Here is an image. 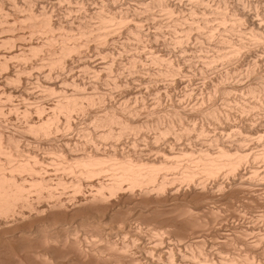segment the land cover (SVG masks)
Here are the masks:
<instances>
[{"label": "bare ground", "instance_id": "obj_1", "mask_svg": "<svg viewBox=\"0 0 264 264\" xmlns=\"http://www.w3.org/2000/svg\"><path fill=\"white\" fill-rule=\"evenodd\" d=\"M118 1L56 0L59 15L46 0H0V264H264V201L252 193L264 183V132L255 126L264 127V80L249 86L245 104L231 103L227 70L206 92L208 105L158 110L168 92L159 82L169 90L188 69L138 50L142 21L154 23L157 10L175 39H161L163 28L147 34L180 48L208 41L214 52L200 70L209 71L262 48L264 23L243 2L230 12L224 0H186L190 10L179 14L167 0H136L143 7L133 11ZM122 34L137 47L128 66L113 45ZM53 73L64 74L60 83ZM84 73L120 90V101L74 79ZM143 84L156 91L148 110ZM218 93L250 122L226 120ZM79 116L87 123L76 124ZM13 117L22 123L8 130Z\"/></svg>", "mask_w": 264, "mask_h": 264}, {"label": "rangeland", "instance_id": "obj_2", "mask_svg": "<svg viewBox=\"0 0 264 264\" xmlns=\"http://www.w3.org/2000/svg\"><path fill=\"white\" fill-rule=\"evenodd\" d=\"M56 0H49L48 2H47V0H46V4L47 5H49L51 8H53L54 9V12L56 13V14H59V15H61L62 13H63V10L61 9V8H59V7H57V6H54V2H55ZM125 1V2H124ZM150 1H152V0H147V2H150ZM168 2H170L173 6H174V8H175V11L177 12V13H179V14H188V12H189V10H190V4H188V2L186 1V0H184L182 3H180L178 0H167ZM174 1V2H173ZM204 1H206V2H208L210 5H212V6H216V4L217 5H219L221 2V0H204ZM225 2H226V4H227V7H228V9H229V11L230 12H233L234 10H236V9H238V6H240V5H242L241 3L243 2V4L244 5H246V9L248 10V11H250V13L255 17V18H257V20H262L261 22H263L264 23V0H224ZM228 1V2H227ZM237 1V2H236ZM123 2V3H122ZM136 2V3H135ZM176 2H178V3H176ZM234 2V3H233ZM241 2V3H240ZM253 2V3H252ZM257 2V3H256ZM98 3V2H97ZM97 3L95 2H91V3H89V2H86V7L87 8H93L92 6H96L97 5ZM125 3V4H124ZM219 3V4H218ZM74 5H75V2L73 3ZM99 4H100V2H99ZM98 4V6H96V7H99L100 5ZM181 4V5H180ZM236 4V5H235ZM137 5V6H136ZM179 5V6H178ZM90 6V7H89ZM95 6H94V8H95ZM140 6H142V3H140V2H137L136 0H119L118 1V3H117V9L119 8V10H121L122 8H124V9H126V8H128L130 11H133V9L135 10L136 8H141ZM190 6V7H189ZM249 6V7H248ZM143 7V6H142ZM255 9V10H254ZM258 12V13H257ZM76 13V12H75ZM160 11H157L156 10V16L157 15H159V17L158 18H156V17H154L155 18V20H156V22H155V20H154V23L152 22L153 21V18H148L147 20H144V21H142V24H144V28H145V32H146V34H147V32H148V34L150 33H152V34H154L155 33V31L157 30V29H160V28H163V29H160V30H163V35L160 37L161 39L162 38H170V40H173V39H175V38H173V37H175L176 36V34H174V33H177V32H174L173 30V32H171V29H169L170 27H169V24H166V25H164L165 23H163V21H159V18H160V20L162 19V20H164V14L163 13H160ZM177 13H175V14H177ZM163 16H162V15ZM174 14V15H175ZM258 14V15H257ZM258 17H257V16ZM260 15V16H259ZM155 16V15H154ZM151 20V21H150ZM147 22V23H146ZM156 23V24H155ZM161 23H162V25H161ZM159 24H160V26L161 27H158L159 26ZM148 25H149V27H148ZM156 25V26H155ZM158 25V26H157ZM248 25L249 24H247V23H245L244 25H243V28L246 30V31H249L250 29L248 28ZM169 27V28H168ZM148 28V29H147ZM164 28H166V30L164 29ZM247 28V29H246ZM170 31H169V30ZM153 30V31H152ZM168 30V31H167ZM166 31V32H165ZM171 32V33H170ZM145 34V38H144V46L143 45H141V47H139L138 48V50H142L143 52H145V53H149L148 55H150L151 54V50H153L152 52H155V53H159L160 55H162L163 57L164 56H166L167 58H169V59H171V60H173V63L176 65V66H178V67H180V68H183V69H186L187 70V72H185L184 74H180V75H178V77L177 78H182L183 79V81H184V83H181L180 85L179 84H174V87H171V89H166L167 87L165 86V82H164V85H163V83L161 82H159V86H160V88L163 90V91H165V90H167L168 92H167V94L164 96V98H163V102H164V104H163V102H162V107L161 106H158V107H156V108H158V110H161L162 108V110H172L173 108L174 109H178V110H180L181 112H183L184 111V113H192V109H193V105L194 104H196V102L198 103V102H201V101H203L204 100V103H205V105H208L209 103H210V99H208L209 97V95L208 94H210V92L209 91H211V89H210V87H211V85H213V84H215V83H219V81L221 80V76L222 75H224L225 74V72L228 70V72H230L229 74L231 75L230 76V78L228 79L229 81H228V84H229V86L231 85H234V86H230L231 87V90H233V92L231 91V96H229L228 98L229 99H234V101H233V99L231 100V103H240V104H245V102H246V99L247 98H249V96H247V94L249 95V93L247 92V90H248V88H249V86L250 85H255L256 83H258V81L260 80V79H263L264 80V60H262V58L264 59V44L262 45V46H260V47H262V48H256L255 49V51H254V47H258V46H254V47H251L253 50H249L248 52L250 53V54H252V56L249 54V53H247V51L245 52V53H243V55L244 54H246L247 56H243L242 57V55H241V58L240 59H238V61H236V62H238L237 64H235V63H232L231 64V66H230V64H224V65H222L221 66V64L222 63H218V67L219 68H215V69H210L209 71L207 70H204V71H202V70H200L201 69V65H202V63H204V62H207V60L208 59H206V58H208V56L207 55H211L213 52H214V50H213V46H211V44L207 41V42H205L206 40H204V42H202L201 44H199L200 42L198 41V40H196V38H191V40L189 39V42L188 43H186V45L184 46V47H181V48H186V49H184V50H182L181 48H180V46H178V44H177V47H176V45H175V43L173 44V43H164L163 41H160V42H158L157 44H156V42L154 41V39H153V37L150 35H146ZM173 35H175V36H173ZM127 36L125 35V34H122L121 36H119V38L116 40V41H114V43H113V45L114 46H117V47H119V49L120 48H122V49H120V51L123 53H120V54H122V56L124 57H126L127 56V64H125L126 63V60L125 61H123V63L125 64V65H127L128 66V64H129V62H130V56L129 55H127V54H129L130 53V51L131 50H137V47H136V45L134 46V43H132L133 41H129L128 40V38H126ZM173 39H172V38ZM196 40V41H195ZM127 41H129L128 42V44L127 45H129V44H131V45H129L128 46V48L125 46V44L127 43ZM146 41V42H145ZM125 42V43H124ZM194 42V43H193ZM123 43H124V45H123ZM209 43V44H208ZM150 45V46H149ZM157 45V46H156ZM202 45V46H201ZM205 45V46H204ZM122 46H124V47H122ZM132 46V47H131ZM176 47V48H174V47ZM209 46V47H208ZM125 47H126V50H125ZM131 48H133V49H131ZM144 48V49H143ZM151 48V49H150ZM158 48V49H157ZM211 48V49H210ZM124 49V50H123ZM130 49V50H129ZM206 49V50H205ZM129 51V53H128V51ZM202 50V51H201ZM148 51V52H147ZM254 51V52H253ZM93 52V51H92ZM92 52H90L91 53V59L92 60H94L95 62H99V61H103V58H102V56L101 55H98V54H92ZM132 52V51H131ZM199 52H200V54H199ZM253 52V53H252ZM94 53V52H93ZM182 53V54H181ZM208 53H210V54H208ZM256 53V54H255ZM118 54V55H117ZM117 56H120V54H119V52H117ZM126 54V55H125ZM198 54V55H197ZM115 55V56H116ZM147 55V54H146ZM188 55V56H187ZM250 55V56H249ZM254 55V56H253ZM116 56V57H117ZM176 56V57H175ZM178 56V57H177ZM204 56H206V58L204 57ZM100 57V58H99ZM205 58V59H204ZM246 58V59H245ZM249 58V59H248ZM255 58H257L256 60H255ZM261 59V60H260ZM98 60V61H97ZM128 60H129V62H128ZM182 60V61H181ZM145 62H148L147 60H144ZM178 61V62H177ZM253 61V62H252ZM183 62V63H182ZM243 63V64H242ZM124 64H122L123 66H124ZM178 64V65H177ZM239 64V65H238ZM121 65V66H122ZM234 65H236L238 68H237V71H235V70H232L231 68L233 67L234 68ZM253 65V66H252ZM75 66V65H74ZM221 66V67H220ZM235 66V67H236ZM77 67V68H76ZM251 67V68H250ZM227 68V69H226ZM253 68V69H252ZM78 69H80V68H78V66L76 65L75 67H73V70L71 71V74H73V72H76V71H78ZM191 69V70H190ZM218 69V70H217ZM229 69H231V70H229ZM74 70H76V71H74ZM200 70V71H199ZM225 70V71H224ZM250 70V71H249ZM144 72H142V70H141V73H145V74H148V73H146V70H143ZM192 71V72H191ZM235 71V72H234ZM239 71V72H238ZM140 72V71H139ZM205 72H206V74H205ZM212 72V73H211ZM70 73V72H69ZM114 73H118V71L116 72V71H114ZM204 73V74H203ZM209 73V74H208ZM233 73V74H232ZM238 73V74H237ZM259 73V74H258ZM68 74V73H67ZM221 74V75H220ZM234 74H236V75H234ZM53 76H52V79L55 81V82H57L58 80H59V83H60V81H61V79H62V77L64 76V74H52ZM55 75V76H54ZM92 75V76H91ZM118 75V74H117ZM116 74H115V78L117 77V79H119V80H121L122 81V79L123 80H125L126 79V77H123V74H120V72H119V75L117 76ZM183 75V76H182ZM233 75V76H232ZM77 76V77H76ZM81 76V77H80ZM120 76H122V77H120ZM207 76V77H206ZM213 76V77H212ZM56 77L58 78V79H56ZM95 79V77L93 76V74H89V73H87V74H82V75H75V80H77L78 82H83V84H85V86H87V88H90V90H92L91 88L93 87H98L99 88V90L101 89V90H105V92H107L108 94H107V100H108V102H119L120 100L119 99H121V95H120V90H110V88L107 86V85H105V81L106 80H104V79H100L99 81H96V80H94L93 78ZM186 77V78H185ZM217 77V78H216ZM232 77V78H231ZM235 77V78H234ZM253 77V78H252ZM113 78H114V76H113ZM36 80V78L34 77L32 80ZM51 79V81H53ZM84 79V80H83ZM185 79V80H184ZM196 79H198V80H196ZM236 79V80H235ZM53 81V82H54ZM197 81V82H196ZM213 83H212V82ZM35 82V81H34ZM186 82V83H185ZM248 82V83H247ZM90 85H89V84ZM102 85H101V84ZM133 83V84H132ZM254 83V84H253ZM210 84V85H209ZM137 86L138 85V82H137V80H135V82H131V83H129L128 84V86ZM162 85V86H161ZM104 86V88H100V87H103ZM106 86V87H105ZM142 87H144V90L145 89H147V87H145L146 86V84H143V85H141ZM140 86V87H141ZM244 86V87H243ZM124 87V86H123ZM126 87V86H125ZM205 87V88H204ZM233 87H235V88H233ZM98 88H96V89H98ZM186 88V89H185ZM238 88V89H237ZM41 90V88H37V87H35L34 89H33V93H35V94H38L39 92H41L40 90ZM106 89H109V90H106ZM198 89V90H197ZM94 90V89H93ZM175 90V91H174ZM178 90V91H177ZM146 92V93H145ZM156 92V91H155ZM149 93L148 92V90H145L144 92H143V95H141V97L144 99V101H145V105H146V107H141L142 108V110H148V109H151V108H153L154 106H152L153 105V102H152V100L155 98V95H156V93ZM184 92V93H183ZM208 94H207V93ZM114 93H116V94H114ZM234 93H236V94H234ZM247 93V94H246ZM174 94V95H173ZM177 94V95H176ZM181 94V95H180ZM196 94V95H195ZM205 94V95H204ZM221 93H218L216 96H217V104L218 105H220V107H221V109L223 110V112L225 111V112H227V113H229V118H227L226 120H229V122L231 121V122H233V123H239V125L240 126H245V125H247L249 122H250V116L249 115H245V114H240V113H238V108H236V107H233L232 108V106H230L229 104H226V103H224V97L222 96V94L220 95ZM151 96V97H150ZM167 96V97H166ZM180 96H182V97H180ZM194 96H195V98H194ZM206 96V97H205ZM220 96V97H219ZM238 96V97H237ZM19 97V96H18ZM118 97V98H117ZM148 97H150V98H148ZM197 97V98H196ZM202 97V98H201ZM214 97H215V95H214ZM230 97H232V98H230ZM20 98V97H19ZM19 98H17L16 96H15V102H17V100L18 101H20L19 100ZM52 98H54V97H49V99L47 98L46 99V101H51V100H53ZM142 98H140L139 97V101H140V99H142ZM166 98V99H165ZM175 100H174V99ZM178 98V99H177ZM190 98V99H189ZM192 98V99H191ZM240 98H241V100H240ZM17 99V100H16ZM149 99V100H148ZM208 99V100H207ZM106 100V101H107ZM117 100V101H116ZM164 100H166V102L164 101ZM228 100V99H227ZM154 101V100H153ZM170 101V102H169ZM185 101V102H184ZM244 101V102H243ZM107 102V103H108ZM209 102V103H208ZM222 102V103H221ZM140 103V102H139ZM151 103V104H150ZM192 103V104H191ZM148 104V105H147ZM189 104V105H188ZM152 107H151V106ZM184 106V107H182V106ZM151 108H150V107ZM147 107H148V109H147ZM171 107V108H170ZM146 108V109H145ZM181 108V109H180ZM232 108V109H231ZM187 109V110H186ZM225 109V110H224ZM227 109V110H226ZM186 110V111H185ZM232 110V111H231ZM236 110V111H235ZM232 114V115H231ZM240 114V115H239ZM238 115V116H237ZM242 115V116H241ZM248 117H249V119H248ZM78 118H80V119H78ZM88 117H86V119H87ZM237 118V119H236ZM255 118H258V115H256V117ZM76 120H74L75 122H76V124H79V123H81L80 125H83L84 123H85V117H81V116H79V117H76L75 118ZM245 119V120H244ZM248 121H247V120ZM81 120V122H79ZM84 120V121H83ZM82 121H83V123H82ZM87 121L88 120H86V123H87ZM20 122V121H19ZM19 122H18V120L16 119V118H14L13 117V119H11L10 120V124H8V126H10V127H7L8 128V130H12L15 126H16V124H19ZM20 123H22V122H20ZM237 123V124H238ZM258 125H260V126H258ZM255 126H257V128H259V129H261L262 131V133L264 132V127H263V125H261L260 124V121L258 120L257 121V119H256V122H255ZM10 128V129H9ZM229 132H230V130H228ZM227 131V132H228ZM232 131V130H231ZM264 134V133H263ZM263 141H264V135H263ZM254 144V145H253ZM259 143H258V141H257V139H252L251 141H249L248 142V147H250V148H253V149H250L251 151L252 150H255L256 148H258L259 146ZM251 163H249V164H247L245 167H244V169H243V172H244V174L246 175L247 173H248V171H249V174L248 175H250V173H251V169H252V167H251ZM264 161L263 162H261V163H258V165H257V167L258 166H261L260 167V170L262 171V169L264 168ZM249 167V170H247V168ZM259 168V167H258ZM262 168V169H261ZM263 185H264V183H263ZM262 185V186H263ZM260 184H258V185H255V186H253L252 188V193L256 196V198H257V200L258 201H264V186L262 187ZM256 187H258V188H256ZM255 188V189H254ZM262 188V189H261ZM258 189V190H257ZM257 192H259V193H257ZM257 193V194H256ZM261 193V194H260ZM259 195V196H258ZM252 202H254V203H256V201H254V200H250V204H252ZM253 203V204H254ZM261 203H263V202H261ZM237 205H239V208H241V207H243L242 206V203H241V205H240V202L239 203H237ZM247 209V208H246ZM249 215H250V213H249Z\"/></svg>", "mask_w": 264, "mask_h": 264}]
</instances>
